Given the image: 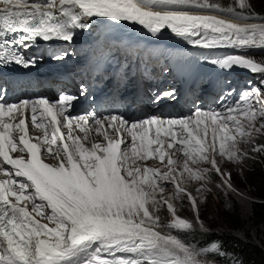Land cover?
Returning <instances> with one entry per match:
<instances>
[{"label":"snow or ice","instance_id":"1","mask_svg":"<svg viewBox=\"0 0 264 264\" xmlns=\"http://www.w3.org/2000/svg\"><path fill=\"white\" fill-rule=\"evenodd\" d=\"M237 4L241 9L251 7L248 0H237ZM187 6H192L190 0H0V70L12 65L35 67L37 58L26 57L20 51L21 48L27 51L37 40L48 42L56 39L71 44L74 35L72 30L87 29L89 25L84 21L93 16L109 18L112 22L137 23L153 37L167 28L175 37L203 49L264 48V23L252 22L238 26L214 17L190 16L177 11V8ZM242 18L250 21L259 19L252 12L250 15H242ZM68 55H72V52L65 51L52 58L62 61ZM232 65L264 74V63L245 56L231 55L221 62V67L224 68ZM0 81H3L2 71ZM7 93V83L0 82V134L4 135L9 151L15 150L17 143L9 131L13 125L2 118L17 109H30L31 122L36 127L42 130L45 128V124L41 123L45 117H51L53 126L59 125L53 128L52 146H56L57 136L61 139L62 148L68 143L64 137L69 136V133L66 136L60 133L62 125L70 130L75 125L81 132L91 130L96 125V134L104 130L107 142L113 145L116 153L121 176H126L125 162H131L132 157L145 154L155 156L158 146L163 147L164 137L173 150L183 148L185 142L180 126L187 127L186 122L193 118V123L202 122L208 114L216 113L214 109H196L191 116L183 118L165 119L150 115L134 122L118 113L103 117H98L94 111L78 116L69 115L71 104L77 99L70 94L61 93L58 100L51 103L47 98L9 103L6 100ZM81 95H87L83 84ZM149 96L150 103L158 105L161 101L175 100L176 92L174 89L152 90ZM240 105L246 106L243 109L245 115L249 110L253 113L251 121H259L255 134H264V92L253 90L244 93L235 106L239 108ZM57 117L62 119L58 120ZM16 127L24 132L25 120L20 119ZM113 131L116 133L115 140L108 136ZM251 131L249 129V134ZM150 133L153 134L150 136ZM24 139L25 136L21 135L18 143L23 145ZM43 142L48 143L47 137L43 138ZM37 148L41 161L42 148L43 155L45 151L49 156L54 155L53 147L45 149L37 145ZM71 151L68 148L65 155L71 157ZM252 151L264 153V144L254 146ZM74 159L71 157L67 162L60 163L71 170L69 166ZM215 166L218 174L225 175L219 165ZM5 171L11 173V168H6ZM17 173V178H26L27 183L22 179H15L11 187L0 190V264H71L93 244L98 246L82 264H142V261H147V264H200L195 257L207 252H196L193 246L175 238L167 240L146 229L141 234V227L137 225L127 227L112 224L111 215L118 213L122 220L130 221L132 210L110 209L107 205L92 207L88 202L97 200L98 197L77 191L73 187L72 178L63 172L53 174L39 168H29L24 172L17 170ZM230 175L226 173L228 178L222 181L229 188ZM10 197H14V201ZM29 204L31 212L28 210ZM194 211L198 214V207ZM33 213L48 223L40 222ZM49 224L55 226L49 227ZM188 226L190 222H186L180 229ZM162 239L165 240L164 244L160 243ZM169 244L173 247H168ZM113 249L115 251H111ZM117 252L130 253L136 258H107V255L115 256Z\"/></svg>","mask_w":264,"mask_h":264},{"label":"rangeland","instance_id":"2","mask_svg":"<svg viewBox=\"0 0 264 264\" xmlns=\"http://www.w3.org/2000/svg\"><path fill=\"white\" fill-rule=\"evenodd\" d=\"M191 1H200L206 6L220 5L221 2V0ZM248 2L250 8L241 9L237 4V0H226L222 6H225L226 10H232L225 11L223 9L226 14L234 13V16L236 14L250 15L252 12L255 16L264 18V15H258L259 11H254V7H258L262 10L260 13H264V0H248ZM262 21L264 19L256 20V22ZM247 58L264 63V52L247 54ZM236 126L240 131V139L230 144L225 142L219 145L218 148L216 147L213 158L197 159L195 163L189 165L188 173L172 175L173 179L171 180L179 187L171 185L172 187L159 188L158 190L148 188L147 194L142 199L133 193L126 194V191H124L123 194H126V196L122 200V207L117 206L116 209H131L133 215L130 217V221L140 219L154 224H156L155 221H158L166 229L174 230V234L179 231L186 232L183 230L217 235L220 232L227 231L228 224L226 223L232 206L234 205L237 208L239 216H243L249 207V200L246 195L247 189L242 186L243 177L241 176V171L247 165L245 163L249 164L253 161L264 163V153L252 151L254 146L262 145L260 144L262 140L257 142L256 139L262 138L264 134L259 136L255 134V127L259 126V121H251L243 114L237 120ZM249 129L252 130L251 134H249ZM207 150L211 153L210 149ZM178 164L184 166L182 162H178ZM156 165L160 166L161 164ZM215 165H219V169L225 175L218 174ZM177 171L178 169L173 167L172 171L167 173ZM226 173L231 174L230 188L222 184V181L228 178ZM145 187L143 186L142 189L147 190ZM195 207H198V214L194 211ZM111 216L115 219H121L118 213ZM186 222H190V226L183 230L180 229ZM221 228L223 229L221 230ZM168 233L173 236L171 238L181 241L173 232ZM233 235L237 236L235 232H233ZM189 240L194 241V239ZM190 246H193L196 252L207 250L206 254L200 253L195 257L200 264H240L234 256L224 252L216 241L204 246L200 243ZM211 255H216L218 258H213Z\"/></svg>","mask_w":264,"mask_h":264},{"label":"trees","instance_id":"3","mask_svg":"<svg viewBox=\"0 0 264 264\" xmlns=\"http://www.w3.org/2000/svg\"><path fill=\"white\" fill-rule=\"evenodd\" d=\"M225 2L226 0H221L220 3ZM254 11L262 12L258 7H254ZM256 140H262L260 144H264V136ZM245 164L247 165L241 171V176L242 186L247 189L249 200L247 212L239 216L237 208L232 204L226 223L228 230L218 235L198 231L178 234L181 239H194L196 244L200 243L202 246L216 241L224 252L234 256L240 264H264V163L253 161ZM233 232L237 236L233 235Z\"/></svg>","mask_w":264,"mask_h":264},{"label":"bare ground","instance_id":"4","mask_svg":"<svg viewBox=\"0 0 264 264\" xmlns=\"http://www.w3.org/2000/svg\"><path fill=\"white\" fill-rule=\"evenodd\" d=\"M219 13H210V12H199V13H187V15H190V16H198V17H214L218 20H222L224 21L225 23H230V24H234V25H238V26H244V25H247V24H250L252 22H255V23H264V21L262 22H256V20L254 21H250V20H246V19H233V18H221L220 15H217ZM252 49H255V50H264V48H253L251 47ZM190 54H193L192 51H189ZM111 221L114 225L116 226H127V227H132L133 225H137V226H140L141 227V234L143 233V230H149L151 232H154V233H157L159 234L160 237H163L167 240H171L173 236H171L168 231L164 230L163 228H161L158 224V222L156 224L154 223H151V222H147V221H143V220H140V219H136V220H133V221H129V220H122L120 218L118 219H115V217H112L111 218ZM161 244H164L165 243V240H161L160 241ZM98 245L97 244H93L91 246L90 249L87 250V252H83V254H87L90 258V255L91 253L94 251V249L97 247ZM112 251V250H111ZM106 255V254H105ZM107 258L109 259L110 258V255H107Z\"/></svg>","mask_w":264,"mask_h":264}]
</instances>
